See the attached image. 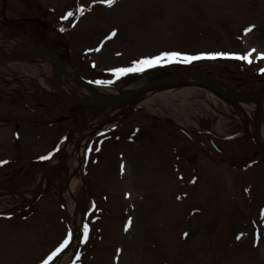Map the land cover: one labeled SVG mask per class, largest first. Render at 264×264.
<instances>
[{"label":"rangeland","instance_id":"374dc122","mask_svg":"<svg viewBox=\"0 0 264 264\" xmlns=\"http://www.w3.org/2000/svg\"><path fill=\"white\" fill-rule=\"evenodd\" d=\"M32 41L115 92L145 85L160 70L204 76L223 89L264 92V0H115L111 7L104 0H0V45L33 47ZM253 49L251 63L220 56L165 60L114 74L164 52L244 56ZM41 58L0 63V93L42 84L51 92L45 104L55 112L53 121L64 118L58 139L33 149L12 134L14 124L0 122V185H19L15 194L0 188V264H44L69 233L60 256L73 246L72 255L51 264H264V151L238 109L197 80L182 79L189 82L169 86L93 136L75 167L79 139L73 144V138L113 111L54 95L53 62H59ZM72 83L70 94H89ZM8 105L0 101V114L25 113L21 104ZM74 179L79 183L71 192Z\"/></svg>","mask_w":264,"mask_h":264},{"label":"bare ground","instance_id":"6f19581e","mask_svg":"<svg viewBox=\"0 0 264 264\" xmlns=\"http://www.w3.org/2000/svg\"><path fill=\"white\" fill-rule=\"evenodd\" d=\"M28 45H29L28 42L23 44V45H19L18 44L16 47H14L12 49L2 46V47H0V52H2V51H12V50L16 51L18 49H24V48L25 49H32V46H28ZM37 57L36 56L23 55L22 57L16 58L14 62H20V63L26 65L27 63L30 64L29 62H40L41 63L44 60V59L40 60L39 58H41V57H39V58H37ZM3 60H7V59H3ZM3 60L0 59V62H2ZM53 64L56 65L57 63L53 62ZM58 67L59 66H57V68ZM57 68H56V70H58ZM73 81H76L77 83H79L78 80L76 79L72 69L70 67H65L64 70H63V91L65 93H69L71 91V88L74 85L72 83ZM177 83H181V82L180 81L172 82V84H177ZM166 89H168V85H165L164 89L154 90V91L139 95L136 100L130 99L128 101H125L124 103H122V104H120L118 106V109H116L115 113H117L119 110L124 111V110L128 109L132 104H134V105L146 104V103H148L149 99L152 96L157 95V93H162L163 91L166 92L167 91ZM94 90H95V94L99 95V96H105V95L108 96L109 94H116V95L118 94L117 92H115L113 90H109V89H105V88L96 87V88H94ZM232 102L239 106V108H238L239 112L237 114L239 115V117L243 118V121H244L248 131H250L251 133L255 134L256 136H259L261 138L262 142L264 143V108H262V107L257 108L258 106L261 105L259 103V101L256 100V99H253L251 97H247V96H243V95L242 96L235 95V96H232ZM256 108H257L258 111L256 110ZM255 111H256V115L259 114V118L258 119L254 118V116H253ZM120 119H121V117L115 118L108 126H106L104 128V130L114 128L118 124ZM76 138L79 139L78 140L79 152H78V154L76 156L74 164H75V167H78L80 165L81 155H82V153L84 151V147H85V145L88 143V141L91 138L90 137H88V138L87 137H82L80 139V137H75V138H73L74 139L73 141L77 140ZM73 144H76V141L73 142ZM67 150H69V151H66L67 154L70 151H71V153H73V149L71 147H69V149H67ZM78 183H79L78 179H74L71 182V184H70V191L71 192L76 190V187H77ZM27 198L30 199L31 196H28ZM27 198L25 197V200ZM16 199L22 200V199H19V198H16ZM75 244H77V242ZM72 247L73 246H71V248ZM70 249H69V253H64L56 261H59V260H63V262L67 261L68 258L73 253V250L71 251ZM53 264H56V262H54Z\"/></svg>","mask_w":264,"mask_h":264},{"label":"flooded vegetation","instance_id":"af4514ba","mask_svg":"<svg viewBox=\"0 0 264 264\" xmlns=\"http://www.w3.org/2000/svg\"><path fill=\"white\" fill-rule=\"evenodd\" d=\"M59 41V39H58ZM55 46L57 44L55 43ZM31 88L28 90H22L20 92H15L11 95H5V93H0V101L5 100L9 107L12 110H15V106L18 103H21V106L24 108L25 113L23 116H15L16 113H2L0 116V122L9 123V127L14 124L10 129H14V132H17L20 137L18 141L23 146H32L39 147L44 141L49 138H54L56 134L59 133V130L56 126L53 128H48L45 125L51 122L53 119V111H49L45 102L47 100L46 94L42 88ZM16 96V97H15ZM16 104V105H11ZM20 105V104H19ZM17 105V106H19ZM14 106V109L13 107ZM46 134V138L44 135ZM17 179L14 177L13 180Z\"/></svg>","mask_w":264,"mask_h":264},{"label":"water","instance_id":"95a60500","mask_svg":"<svg viewBox=\"0 0 264 264\" xmlns=\"http://www.w3.org/2000/svg\"><path fill=\"white\" fill-rule=\"evenodd\" d=\"M40 47V46H38ZM46 52H48L47 49L43 48V47H40L39 50H31V49H20V50H17V51H13L11 53H5L3 52L0 57L1 58H8V60H13L19 56H22V55H41V56H47L46 55ZM186 78H194L197 80L196 84H200V85H204L205 87L213 90L214 92L218 93L219 95L223 96L224 98H229L231 95H239V94H243V95H249L248 93H243V92H224V91H221L220 89H218V87L212 85L211 83H209L204 77H201V76H194V75H179V76H173V77H169V78H166V79H163V80H160V81H156V82H152L150 84H147L143 87H140L134 91H131L129 93H123L122 95L118 96V97H113V98H100L99 101H101L102 103H104V105H108V106H113L114 104H117L119 103L120 101H123V100H126L128 98H133V99H136L138 95L140 94H143V93H146L150 90H154V89H159V88H163L165 85H168V86H176V84H172V82H176L177 80L179 81H182L181 83H177V84H185L186 82L183 81L182 79H186ZM203 82V83H202ZM57 92L59 94H62L61 93V89L60 87L57 89ZM254 97H260V98H264L263 95H259V94H255V95H252ZM75 101H78V102H87L86 100L88 98H84V97H78V96H67ZM98 99V98H97ZM123 114H126V113H123ZM110 120H106V121H103L101 123V126H104V124L108 123ZM255 141L257 142L258 145H260L261 147L264 148V143L262 141H260V139H258L257 137L253 136Z\"/></svg>","mask_w":264,"mask_h":264},{"label":"snow or ice","instance_id":"6c2138e0","mask_svg":"<svg viewBox=\"0 0 264 264\" xmlns=\"http://www.w3.org/2000/svg\"><path fill=\"white\" fill-rule=\"evenodd\" d=\"M104 2L111 7L114 3L115 0H104ZM79 11L82 13L84 11L83 8H80ZM73 13H68L67 16L65 18H67L68 16H72ZM63 31V29H61ZM252 28H249L246 30L247 31H251ZM112 35H115V32L112 33ZM99 49H97L98 51ZM256 50L253 49L250 52L247 53V55L244 56H232L229 58H234V59H240V60H247L249 63H251V60L249 59L253 52H255ZM262 58H264V54H260ZM218 56H225L224 53H218V54H201V55H196V56H188V55H181L180 53H175V52H164L162 54H160L159 56L156 57H152V58H143L140 59L138 61L133 62V66L132 67H127V68H119L114 70V74L119 77L120 75H126L128 73H132V72H142L145 70V67H154L157 64H160L162 61L167 60L169 63L174 62V61H178V60H183L184 62L190 63L193 60H199V59H204V58H208V59H214L217 58ZM98 83H104L103 81H100ZM87 231L88 229L85 228V239H87ZM240 237H237V239H239ZM71 241V233H69V236L63 241V243L55 250L51 253V255L47 258V260L44 261V264H51V262L54 261L55 258L59 257L61 253L64 252V250L68 247L69 243Z\"/></svg>","mask_w":264,"mask_h":264},{"label":"trees","instance_id":"16d2710c","mask_svg":"<svg viewBox=\"0 0 264 264\" xmlns=\"http://www.w3.org/2000/svg\"><path fill=\"white\" fill-rule=\"evenodd\" d=\"M169 74V73H168Z\"/></svg>","mask_w":264,"mask_h":264}]
</instances>
